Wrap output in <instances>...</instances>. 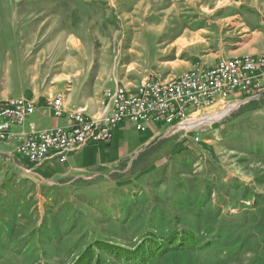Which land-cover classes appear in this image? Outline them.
I'll use <instances>...</instances> for the list:
<instances>
[{"label": "rangeland", "instance_id": "374dc122", "mask_svg": "<svg viewBox=\"0 0 264 264\" xmlns=\"http://www.w3.org/2000/svg\"><path fill=\"white\" fill-rule=\"evenodd\" d=\"M236 12L241 20L226 19ZM261 20L264 0H0V99L44 102L79 89L102 108L116 82L179 77L203 46L228 50L232 23L250 33ZM183 35L209 45L179 54ZM237 97L195 114L191 130L157 123L116 168L76 180L0 142V264H128L113 251L178 227L198 231L200 251L155 264H264V99L228 100ZM235 241L244 247L228 256Z\"/></svg>", "mask_w": 264, "mask_h": 264}, {"label": "built area", "instance_id": "2783aa9c", "mask_svg": "<svg viewBox=\"0 0 264 264\" xmlns=\"http://www.w3.org/2000/svg\"><path fill=\"white\" fill-rule=\"evenodd\" d=\"M233 94L247 101L264 94V53L223 59L213 67L198 61L179 77H145L134 87L116 82L105 89L102 110L95 116L76 106L67 111L64 96H50L48 104L54 115H67L70 120L67 127L39 130L31 123L30 130L25 131L27 119L36 112L35 101L24 97L0 99V142L17 140V152L35 166L54 158L65 162L71 152L91 142L110 141L124 121L133 122L142 132L160 122L177 130H191L197 126L188 127L195 114L218 101L238 99L228 100ZM17 128L22 130L17 132Z\"/></svg>", "mask_w": 264, "mask_h": 264}, {"label": "crops", "instance_id": "0c3cea01", "mask_svg": "<svg viewBox=\"0 0 264 264\" xmlns=\"http://www.w3.org/2000/svg\"><path fill=\"white\" fill-rule=\"evenodd\" d=\"M254 6L258 7L257 5ZM237 7L240 8L241 5H238ZM226 19L241 20L242 18L239 17V12H236V14H231V16ZM261 23L263 24V28L261 27V29L258 31L253 30L250 33L247 32L249 29L244 27V22L232 23V26L230 27V33H233L234 36H232L229 41L225 42V44L229 46L226 47L228 50L224 51L225 49L220 48L222 42L221 45H219L216 49L207 50L203 46L204 49L201 50V54L195 56L189 54L187 56V60L184 61L188 66L190 65L189 67H186L188 68L187 70H190L198 61L203 62L210 67H213L223 59H231L246 54L257 56L264 53V21L261 20ZM189 39L190 38L186 35L177 38V40H181L183 43V46L180 48L179 54H183V52L187 53L192 48L203 45V43L209 45V42H207L205 39L201 41H198L199 39ZM61 95L64 96V104L67 111L76 106L78 108L84 109L86 111V114L95 116L98 115L102 109L100 105V97H97L96 95H94V93L85 94L82 96L80 95V91L78 89L76 92L74 91ZM48 100L49 99H46L44 102H36V112L27 119L23 130L29 131L31 123H34L36 128L39 130L67 127L71 124L67 115H64L62 117H56L54 115L52 109L48 104ZM149 127L152 129L150 135L147 137H139L135 134H132L131 130L134 128L139 133L142 131L138 130L133 122L124 121L117 126L113 138L110 141L100 143L91 142L83 148L71 152L69 154L68 160L65 162L60 161L58 158H54L46 161L40 167H35V165L30 163L29 161L28 163L32 164L34 168L44 169L45 173L54 175L53 177L70 176L76 180L85 178L90 175H88V173L94 171L96 172L94 174L97 175L99 174L98 172H100V170L116 168L124 159L129 157L143 145L142 140L149 137L152 139L155 136V131L158 129V126L151 124L149 125ZM20 130L22 129H16L17 132ZM147 131L148 129L145 132ZM140 134L142 135V133ZM7 143L8 146L17 148V140H13ZM11 153L12 152L10 151V154ZM0 154H3L1 150ZM15 162L17 165H20L18 161ZM22 169V171L28 172V170H26L24 166L22 167Z\"/></svg>", "mask_w": 264, "mask_h": 264}, {"label": "trees", "instance_id": "16d2710c", "mask_svg": "<svg viewBox=\"0 0 264 264\" xmlns=\"http://www.w3.org/2000/svg\"><path fill=\"white\" fill-rule=\"evenodd\" d=\"M260 99H264V94L261 95L258 99L250 101L249 105L259 101ZM261 106L263 105H259L253 109H259ZM142 158L144 159V157ZM213 234H215V232ZM225 237L226 235L221 234L220 229L217 230V245H219V243L220 245H224L226 243V239H224ZM198 238V231L193 229H182L181 227H178L172 232H169L168 235L165 237H158L155 235L150 236V238L148 239L149 241H143L145 243H142V245L135 250H123L122 252L120 250H114L113 252L115 256H117L118 258L121 257L122 260H124L125 263L128 264H155V262H158L159 260L172 253H182L186 251H192L194 253L199 252L200 250L198 251L197 249L201 247H198L196 245ZM243 247L244 246L240 247L237 244V241H235L231 243L230 248H226L225 251L228 256H231L235 255L236 253H239L240 249ZM244 252L245 249L241 251V254H238L236 259L240 258L242 254H244ZM223 254H225V252H223ZM228 256L226 257L229 258ZM93 258L96 259L97 257Z\"/></svg>", "mask_w": 264, "mask_h": 264}, {"label": "bare ground", "instance_id": "6f19581e", "mask_svg": "<svg viewBox=\"0 0 264 264\" xmlns=\"http://www.w3.org/2000/svg\"><path fill=\"white\" fill-rule=\"evenodd\" d=\"M229 109H232V107ZM227 113H228V110H224L223 112L217 113L211 117H207L206 120L207 121L218 120V119H221L223 116H226ZM206 120L203 119V121H206ZM196 122H197V120L193 121L190 125H188V127H192V126L196 125Z\"/></svg>", "mask_w": 264, "mask_h": 264}]
</instances>
